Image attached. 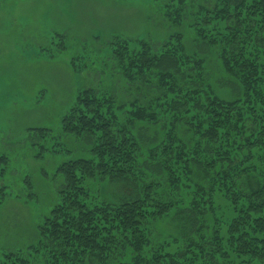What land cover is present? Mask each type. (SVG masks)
<instances>
[{
	"label": "trees",
	"instance_id": "1",
	"mask_svg": "<svg viewBox=\"0 0 264 264\" xmlns=\"http://www.w3.org/2000/svg\"><path fill=\"white\" fill-rule=\"evenodd\" d=\"M184 4L161 5L172 25H182ZM197 9L188 29L218 51L239 97L188 86L201 83L203 62L187 56L179 33L158 48L112 36L107 52L118 74L155 91L152 106L92 89L76 95L61 133L91 140L89 156L57 168L62 186L38 242L27 254L3 252L0 264H264V0H214ZM78 59L72 67L84 65ZM159 118L167 127L145 158L134 124ZM179 121L191 131L189 145L176 132ZM7 165L0 153V177ZM249 176L255 183L247 187ZM95 179L126 183L129 194L99 201L90 189ZM171 217L181 220V237L158 240L155 225Z\"/></svg>",
	"mask_w": 264,
	"mask_h": 264
},
{
	"label": "rangeland",
	"instance_id": "2",
	"mask_svg": "<svg viewBox=\"0 0 264 264\" xmlns=\"http://www.w3.org/2000/svg\"><path fill=\"white\" fill-rule=\"evenodd\" d=\"M167 1L0 0V153L8 162L0 177V257L3 252L27 254L35 246L38 226L58 201L62 179L57 168L89 156L91 140L61 133L60 121L77 94L92 89L109 92L118 103L138 99L152 106L155 91L127 85L118 74L107 52L112 36L143 39L158 48L179 33L187 56L203 62L201 83L190 81L188 86L212 88L222 100L239 97L241 88L224 73L218 51L195 40L188 29L198 4L212 6L214 0H185L180 26L165 18L161 5ZM78 57L82 59L75 62L84 65L72 67ZM158 121L134 124L145 158L167 127L162 118ZM41 129L47 133L43 138L33 132ZM176 132L190 144L191 131L184 121L176 124ZM254 183L249 176L242 184ZM126 186L118 181H90L97 200L110 203L129 194ZM218 199L224 204V199ZM180 221L171 217L154 224L156 238L181 237Z\"/></svg>",
	"mask_w": 264,
	"mask_h": 264
}]
</instances>
